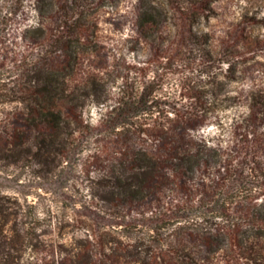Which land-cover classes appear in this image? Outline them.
<instances>
[{
    "label": "rangeland",
    "instance_id": "rangeland-1",
    "mask_svg": "<svg viewBox=\"0 0 264 264\" xmlns=\"http://www.w3.org/2000/svg\"><path fill=\"white\" fill-rule=\"evenodd\" d=\"M151 1L159 24L143 33ZM179 1L0 0V193L5 233L23 236L10 248L15 264H264V224L253 218L264 217V0ZM193 32L209 35L219 61L200 58ZM36 60L66 64L58 78L78 95L77 117L63 108L61 153L43 157L37 136L51 131L9 101L24 96ZM209 70L221 100L203 116L187 83ZM91 77L104 83V103L84 97ZM173 125L174 146L200 154L194 174L165 156L159 129ZM136 150L161 163L128 197L113 185Z\"/></svg>",
    "mask_w": 264,
    "mask_h": 264
},
{
    "label": "trees",
    "instance_id": "trees-1",
    "mask_svg": "<svg viewBox=\"0 0 264 264\" xmlns=\"http://www.w3.org/2000/svg\"><path fill=\"white\" fill-rule=\"evenodd\" d=\"M174 1V0H173ZM192 3V6L203 3L206 0H188ZM155 1L149 2L141 13V32H146L153 27H157L159 24V17L157 5ZM177 3H181L179 0H175ZM208 8L205 7V10ZM67 19L63 21L61 27L68 26ZM192 32V31H191ZM193 37H195V43L201 48L199 51V56L202 59L207 60V62L219 61L217 57V52L213 51L211 47L207 46L209 40V35L205 32H193ZM58 42L60 48L64 50L67 49V40L60 39ZM66 44V45H65ZM68 53V52H67ZM225 55H230L226 53ZM224 63H227L228 69L232 66L229 59L224 58ZM212 65H209V68ZM66 69V64L55 68H48L43 65L41 60H36L31 63L25 73V87L24 96H18L17 98L10 99L9 101L23 102L29 114L34 118L39 120L40 124L46 126V130L51 131L50 134L43 132L37 136L39 141H36V145L42 150L39 156L43 157L49 154L61 153V149L56 147L55 137L61 132L65 122V114L63 113V108L66 107L73 112L76 117L77 105L76 100H78L77 91H69L67 88V76H63L62 81L58 78V71ZM187 83V90H190V99L193 103L194 111H202L203 116H207L214 110V103L221 100L219 93L216 89L219 87L220 82L218 77L212 71H208V79L201 80L200 82ZM104 83L101 79L96 77H91L84 84L81 91L84 93V97L94 101L96 103H104L105 98H103L102 87ZM262 91L258 90L255 92L260 95ZM19 93V92H18ZM21 93V92H20ZM67 102V105H64ZM213 105V106H211ZM193 115H185L178 117L175 121L183 122L188 124L193 120ZM124 130L120 129V133ZM181 130V127L173 125L172 127H166L159 129L162 134V138L165 143L168 144V153L165 154L167 158L172 161V165L177 168L175 171L184 175L194 174L201 162L199 153L187 149L185 147H180L179 145L174 146L175 140L173 135ZM207 151H213L211 147H206ZM164 156V155H162ZM215 162L213 163L214 168L221 164L222 156L219 152L215 151ZM160 155H154L147 153L142 150H136L130 159V173L125 177V181L114 182L113 187L122 191L123 195L128 197L139 196V194L149 185V180L154 179V176L160 167ZM225 170V169H224ZM120 180V179H119ZM6 195L0 193V264H15V260L10 253V248L14 249L15 243L21 244L23 236H21L18 231L16 235L9 236L5 232V222L8 220L9 212L7 206ZM254 220L264 224V217L261 218L260 215L254 213Z\"/></svg>",
    "mask_w": 264,
    "mask_h": 264
}]
</instances>
